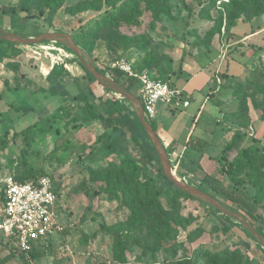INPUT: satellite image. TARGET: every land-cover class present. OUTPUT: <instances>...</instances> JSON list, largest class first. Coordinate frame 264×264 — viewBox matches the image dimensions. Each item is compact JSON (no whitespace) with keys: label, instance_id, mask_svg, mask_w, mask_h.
Returning <instances> with one entry per match:
<instances>
[{"label":"rangeland","instance_id":"374dc122","mask_svg":"<svg viewBox=\"0 0 264 264\" xmlns=\"http://www.w3.org/2000/svg\"><path fill=\"white\" fill-rule=\"evenodd\" d=\"M48 1H0V8L3 4L7 8L0 14V27L27 36L70 34L108 77L103 69L124 60L135 73L147 72L176 87L175 77L182 74L186 57L207 55L213 70L222 63L213 75L218 74L220 86L235 97L234 111L238 113L221 117L219 124L225 126L215 128L214 141L206 136L214 145L205 146L204 152L212 158L200 162L197 151L202 147L197 145L194 151L187 144L174 174L244 215L248 210L254 216L248 219L264 236V194L260 202L251 197L242 198L241 204L231 202L220 194L231 180L219 173L220 152L231 133L236 134L235 148L256 145L264 153V52L252 59L242 58L247 66L233 78L222 69L227 61L239 58L238 44L233 42L234 26L256 10H264V0H62L51 14ZM131 1L138 13L128 22ZM25 14L40 17H23ZM106 14L113 19L100 20ZM6 43L0 41V139H5L0 144V197L7 175L26 179L48 174L57 189L61 229L38 243L30 254L16 250L0 235V264H264V248L240 223L194 196L148 189L146 201H142L139 184L161 168L159 158L139 125L131 130L141 145L130 142L126 129L117 135L109 128L111 137L121 139L115 152L104 147L101 132L103 125L107 126L106 115H119L130 125L135 114L126 99L106 90L86 71L67 45L57 41ZM40 62L54 63L50 73L56 74L65 70L64 63L80 65L86 92L80 93L82 88L74 86L68 91L61 80L43 81L36 67ZM222 73L229 77L222 78ZM28 74L29 80L33 75L41 78L15 91L9 89L20 85V75ZM135 80V85L123 87L138 96ZM73 92L75 98L71 99ZM168 106L159 101L156 110L171 115L173 119L166 121V126L170 131L178 130L184 124V109L179 106L170 111ZM201 124L197 122L196 132ZM145 151L149 158L143 156ZM192 154L196 160L187 168L186 160ZM233 154H226L228 160ZM129 158L140 159L143 171L121 164ZM170 164L174 169L178 163ZM187 170L191 178L185 176ZM193 172L204 174V182ZM247 172L243 167L239 177L247 180ZM160 185L163 189L173 187L167 179ZM247 190L253 194L249 185ZM235 247L244 255L237 252L231 256Z\"/></svg>","mask_w":264,"mask_h":264},{"label":"crops","instance_id":"0c3cea01","mask_svg":"<svg viewBox=\"0 0 264 264\" xmlns=\"http://www.w3.org/2000/svg\"><path fill=\"white\" fill-rule=\"evenodd\" d=\"M4 1V0H0ZM6 5L0 8V14H2L6 10ZM6 12V11H5ZM264 13L251 17L248 20H242L234 26V32L236 35L233 37V42L238 44L237 48H239V58L236 56L234 59L227 61L224 63L223 70H227L226 72L230 75H236L241 68H244L243 59L245 57H250V59L260 56L264 52ZM245 53L241 55V53ZM258 52V55H253V53ZM210 55V54H208ZM248 55V56H245ZM34 59H37L34 55H30ZM130 62V61H129ZM175 62V61H174ZM192 63L193 66H192ZM183 71L182 74L177 75L175 77L174 84L176 88L182 90V94L184 95V99L188 101L186 107H182L184 109L185 115L183 116L184 124L178 130L170 131V128H167L166 121L172 120L173 117L166 113L155 112L151 119L154 122L155 132L161 140L163 146L166 149L168 159L170 163L174 161L176 164L173 171H177L179 169V165L181 160L179 159L186 149L187 144H190L194 151H197L198 146L202 147L201 150L197 151L200 154L199 160L200 162L209 160V157L212 158V155L206 156L204 152V148L213 146L214 143H209V141H214L213 137L216 136L215 128H222L225 124H219L221 117L225 114L231 113L235 110L236 100L235 97H230L228 94V88H224L220 86L221 80L218 74L213 75V71H219V67L222 63H218L216 69L212 68V63L209 60L207 55H204L202 58H190L186 57L183 61ZM39 68V71L42 74L41 77H37L33 75L32 79L29 80V74L24 76L20 75L17 80L20 82V85H15L14 87H9L10 90H14V88L20 89L25 87L27 84L35 82L38 78H41L45 82L56 80H61L63 82V86L68 88V91H71L73 86L78 89L81 87L80 93L86 92L83 89V70L80 65L75 63H64L65 70L61 72V74L50 73V70H53L55 67L54 63L45 64L40 62L39 65H36ZM22 68V69H21ZM221 68V67H220ZM21 71L23 70V65H20ZM212 70V74H211ZM23 72V71H22ZM219 73V72H218ZM213 75V77H212ZM15 77V75H13ZM11 79L8 80L10 83ZM7 82V81H6ZM30 85V84H29ZM16 89V90H17ZM34 90H38V88H34ZM111 92V91H110ZM81 94H79L80 96ZM71 99L75 98L74 92L70 95ZM78 96V97H79ZM70 99V98H69ZM66 101V100H65ZM170 111L173 110L172 106H168ZM162 117V119H161ZM161 119V120H160ZM201 122V126L196 132L197 122ZM106 123V121H105ZM106 125V124H105ZM109 127H102L101 134L106 137L108 134ZM124 134V133H123ZM209 135V136H207ZM111 136V135H110ZM207 137H211L206 140ZM232 137V133L230 135ZM227 141L230 140V137ZM192 142V139H194ZM121 138H117V135L114 138L116 144ZM208 139V138H207ZM130 140V139H129ZM236 140V139H235ZM195 143V144H194ZM227 144V143H226ZM225 144V145H226ZM206 146V147H205ZM197 148V149H196ZM232 153H235L239 148H235L234 143L232 145ZM207 150V149H206ZM193 151V153H194ZM231 153V152H230ZM234 155V154H233ZM227 156V155H226ZM228 159V158H227ZM193 154L187 158L186 165L192 166V161H195ZM189 162V163H188ZM172 167V165H171ZM209 169H207L208 172ZM195 178L199 180V182H204V174H195L192 173ZM185 176H188V170L186 171ZM182 179H185L182 178ZM185 181V180H184ZM188 183V182H187Z\"/></svg>","mask_w":264,"mask_h":264},{"label":"built area","instance_id":"2783aa9c","mask_svg":"<svg viewBox=\"0 0 264 264\" xmlns=\"http://www.w3.org/2000/svg\"><path fill=\"white\" fill-rule=\"evenodd\" d=\"M112 67L138 79L137 97L148 118L153 116L159 101L172 107L187 106L182 90L166 80L152 78L147 72L137 74L124 60ZM56 202L57 189L48 174L26 179L7 175L0 197V235L10 240L16 250L31 251L61 229Z\"/></svg>","mask_w":264,"mask_h":264},{"label":"trees","instance_id":"16d2710c","mask_svg":"<svg viewBox=\"0 0 264 264\" xmlns=\"http://www.w3.org/2000/svg\"><path fill=\"white\" fill-rule=\"evenodd\" d=\"M61 3H62V0H49L48 3L46 4V7L48 8L49 13L50 14L53 13L54 10H56L61 5ZM129 5H130V9H131V15H130V17L127 18V20H128V22H131L133 20L132 16L134 14H137L138 10H137V5L134 2L131 1L129 3ZM263 11L264 10H262V11L256 10L253 13V15L250 16V18L257 16V15H260ZM163 12H167V10H163ZM240 13L243 14L242 12H240ZM23 17L38 18L40 16L34 15V14L29 16V15L25 14V15H23ZM105 18H107L109 20L113 19L112 16H110L109 14H106L100 20L103 21ZM250 18H248V19H250ZM248 19L244 18L242 20H248ZM45 21H47L49 23V20L46 19ZM10 44L11 43H8V42L6 43L7 46ZM141 50H144V49H141ZM103 70H105L109 73L110 78L114 79L115 81L119 82L120 84H122L126 87H131V86L135 85V83H136L135 77H125L124 76L125 74L122 71L118 70L116 67H112V66L111 67H105ZM221 77L226 79L229 77V75H227L226 73H222ZM230 77L233 78L234 76L230 75ZM128 80H130L129 83L127 82ZM231 113L237 114L238 111H233ZM148 119H150L149 123L151 124L152 128L155 131L153 120L151 118H148ZM134 120H135V122L131 121V124L129 125V121L125 120V119H121V117H119V115L115 116L112 113H110V114H107L105 117L107 127H109L114 133H117V135H119L123 132L124 129H126L128 134H129L130 142L135 144V145L136 144L141 145L140 139L135 137L134 133L131 130L133 127L135 128L137 125H139L141 127L136 116H135ZM16 133L17 132L15 131L13 133V136H15ZM235 139H236V134H233L232 137L230 138V140L225 145V147L220 152L219 173L222 176H229V180H231V185L223 188L221 190L220 194H222L224 197H226L229 201L234 202L236 204H241V202H243L242 198H244V197H251L255 202H260L262 199V196L264 194V170L262 169V167L260 168V166H264V153L259 149L258 146L250 145L248 147L241 148V149L237 150L234 153V155L230 158V160H228L226 157V154L228 152H232V150H233L232 145L235 142ZM102 141H104V145H105L104 147L112 149L113 152L116 151V148H115L116 142L114 141L113 137L108 135L106 137H103ZM3 142L5 143V139H0V144ZM149 155L150 154L148 151H145L143 153V156L148 157ZM121 162H122L121 164H123V165L129 166L131 164L130 166L133 169H139V171H143V169H142L143 167L141 165L140 159H136V160H133L130 158L128 160L122 159ZM243 167L248 168V172H247L248 179L247 180L239 177L240 176L239 174L242 171ZM33 176L34 175H29L28 178L33 177ZM162 179H166V177L164 176L162 169L160 167H157L154 175L147 176L143 181L140 182L139 186H140V189L142 190V201H146V198L148 196V189H156V190H158L157 192L167 190L168 192L172 191L176 194H185V195L190 197L189 194L185 193L184 191L177 189L171 182L170 183L173 187L163 189V187H161V185H160V181ZM248 185L253 190L252 195L247 190ZM157 206H160V204L157 203ZM244 213H245V215H247V217L249 219L254 218V216L251 215V213L248 210L244 211ZM238 248L239 247H235V249L233 251H231L229 254H231V256H235V253L239 252L240 254L244 255V253ZM33 249L31 251H29V254L34 251ZM223 253H224V251L221 252V254H223ZM218 254H219V252H218ZM223 255H225V254H223Z\"/></svg>","mask_w":264,"mask_h":264},{"label":"water","instance_id":"95a60500","mask_svg":"<svg viewBox=\"0 0 264 264\" xmlns=\"http://www.w3.org/2000/svg\"><path fill=\"white\" fill-rule=\"evenodd\" d=\"M0 39L6 42L20 45H33L44 41H57L67 45L78 57L79 61L86 69V71L91 74L96 79V81L102 85V87H104L106 90L120 95L130 103L137 120L139 121L145 134L149 138L159 158L161 169L166 179L171 182L177 189L184 191L191 196H194L204 204L218 210L223 215L236 220L242 225V227L246 230L250 237L264 248V236L255 229L246 215L231 207L230 205L213 197L211 194L184 181H181L178 177H176L168 159L166 149L163 146L158 135L152 128L151 124L148 122V117L143 110L140 99L132 94L128 89L123 87V85H121L119 82L100 72V70L93 64L89 57H87L82 49L74 42L70 34L63 32H43L35 36H27L20 33L11 32L0 27Z\"/></svg>","mask_w":264,"mask_h":264}]
</instances>
